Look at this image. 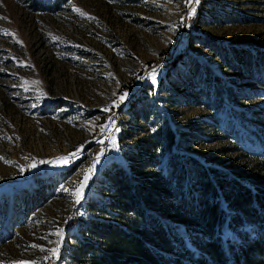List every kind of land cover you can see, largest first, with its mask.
<instances>
[{
  "label": "rangeland",
  "instance_id": "rangeland-1",
  "mask_svg": "<svg viewBox=\"0 0 264 264\" xmlns=\"http://www.w3.org/2000/svg\"><path fill=\"white\" fill-rule=\"evenodd\" d=\"M151 134L145 177L264 151V0H0V264H75L105 173Z\"/></svg>",
  "mask_w": 264,
  "mask_h": 264
},
{
  "label": "trees",
  "instance_id": "trees-1",
  "mask_svg": "<svg viewBox=\"0 0 264 264\" xmlns=\"http://www.w3.org/2000/svg\"><path fill=\"white\" fill-rule=\"evenodd\" d=\"M156 135L125 153L130 175L105 173L103 201L87 207L110 218L78 222L66 256L75 264H264V151L242 157L233 174L170 153L165 174L145 177L138 171L159 164ZM171 144L169 132L163 149Z\"/></svg>",
  "mask_w": 264,
  "mask_h": 264
},
{
  "label": "snow or ice",
  "instance_id": "snow-or-ice-1",
  "mask_svg": "<svg viewBox=\"0 0 264 264\" xmlns=\"http://www.w3.org/2000/svg\"><path fill=\"white\" fill-rule=\"evenodd\" d=\"M189 2H190V3H198L199 0H189ZM77 11H79V10H77ZM190 12H191L192 14H194V12H195V8H194V7L191 8ZM123 98H124V97L122 96V97H121V100H123ZM33 167H35V166L33 165ZM53 254H54V255L56 254L55 250L53 251Z\"/></svg>",
  "mask_w": 264,
  "mask_h": 264
}]
</instances>
